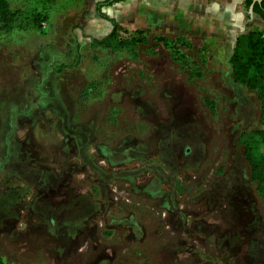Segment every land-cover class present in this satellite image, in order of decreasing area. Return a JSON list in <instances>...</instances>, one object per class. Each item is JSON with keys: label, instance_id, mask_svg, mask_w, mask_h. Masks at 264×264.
I'll return each mask as SVG.
<instances>
[{"label": "rangeland", "instance_id": "1", "mask_svg": "<svg viewBox=\"0 0 264 264\" xmlns=\"http://www.w3.org/2000/svg\"><path fill=\"white\" fill-rule=\"evenodd\" d=\"M7 2L45 20L0 34L5 262L264 264L237 140L262 128L259 104L230 63L237 37L264 29L244 0ZM114 28L145 38L91 46Z\"/></svg>", "mask_w": 264, "mask_h": 264}, {"label": "trees", "instance_id": "2", "mask_svg": "<svg viewBox=\"0 0 264 264\" xmlns=\"http://www.w3.org/2000/svg\"><path fill=\"white\" fill-rule=\"evenodd\" d=\"M257 1L244 0V4L248 10L253 5V16L258 17L259 22L264 24V0L260 3ZM44 20L40 14L25 16L20 10H11L7 0H0V34L11 30L18 21H20L18 28L37 31ZM252 23L254 20L249 26ZM261 31L249 30L237 37L230 63L234 81L255 92L258 99L262 128L243 131L237 140L243 148L245 161L249 166L250 180L256 184V190L264 201V45ZM136 34L134 38L125 39L114 28L110 34L102 38H93L91 46L117 54L131 52L145 38L141 31H136ZM0 264L8 263L0 256Z\"/></svg>", "mask_w": 264, "mask_h": 264}, {"label": "water", "instance_id": "3", "mask_svg": "<svg viewBox=\"0 0 264 264\" xmlns=\"http://www.w3.org/2000/svg\"><path fill=\"white\" fill-rule=\"evenodd\" d=\"M257 2L260 3L261 0H258ZM249 13H250V16L252 17L253 16V5L250 6Z\"/></svg>", "mask_w": 264, "mask_h": 264}, {"label": "built area", "instance_id": "4", "mask_svg": "<svg viewBox=\"0 0 264 264\" xmlns=\"http://www.w3.org/2000/svg\"><path fill=\"white\" fill-rule=\"evenodd\" d=\"M261 40H262V43L264 45V29L261 31ZM116 193H119L117 191H115ZM116 197V196H115ZM117 198V197H116Z\"/></svg>", "mask_w": 264, "mask_h": 264}, {"label": "flooded vegetation", "instance_id": "5", "mask_svg": "<svg viewBox=\"0 0 264 264\" xmlns=\"http://www.w3.org/2000/svg\"><path fill=\"white\" fill-rule=\"evenodd\" d=\"M251 18H253V17H251Z\"/></svg>", "mask_w": 264, "mask_h": 264}]
</instances>
